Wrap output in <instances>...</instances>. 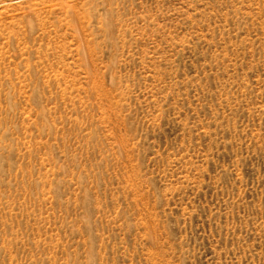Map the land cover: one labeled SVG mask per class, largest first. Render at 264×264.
<instances>
[{
  "label": "rangeland",
  "instance_id": "obj_1",
  "mask_svg": "<svg viewBox=\"0 0 264 264\" xmlns=\"http://www.w3.org/2000/svg\"><path fill=\"white\" fill-rule=\"evenodd\" d=\"M0 264H264V0H0Z\"/></svg>",
  "mask_w": 264,
  "mask_h": 264
}]
</instances>
